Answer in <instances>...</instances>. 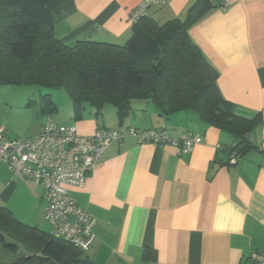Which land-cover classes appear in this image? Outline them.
<instances>
[{"label": "crops", "instance_id": "crops-1", "mask_svg": "<svg viewBox=\"0 0 264 264\" xmlns=\"http://www.w3.org/2000/svg\"><path fill=\"white\" fill-rule=\"evenodd\" d=\"M143 1L69 0L52 11L55 35L69 45H126L134 35L131 13ZM196 1L171 0L148 16L158 24L185 20ZM220 2L226 9L214 7L190 28V37L218 71L220 91L236 114L259 117L252 148L235 165L219 153L236 144L234 137L206 125L195 111L163 116L151 101L136 100L123 119L112 105L97 114L88 104L75 116L68 100L58 117V124L75 125L81 135L135 127L204 138L184 155L131 137L115 142L86 185L70 188L96 220V239L84 253L96 264H254L252 251H264V0ZM0 205L51 233L44 189L15 178L1 158Z\"/></svg>", "mask_w": 264, "mask_h": 264}, {"label": "trees", "instance_id": "trees-1", "mask_svg": "<svg viewBox=\"0 0 264 264\" xmlns=\"http://www.w3.org/2000/svg\"><path fill=\"white\" fill-rule=\"evenodd\" d=\"M69 0H0V89L37 85L67 89L73 112L86 105L99 114L107 105L120 119L136 100L154 103L163 116L195 111L202 122L230 134L231 148H221L230 165L233 153L252 148L250 133L259 117L234 111L222 95L219 73L192 41L190 28L208 14L215 0H197L185 20L158 24L146 16L134 24L126 45L76 41L66 44L54 32L52 11ZM45 112L57 111L51 96L42 97ZM0 241L13 253L0 264H96L73 244L17 220L0 205Z\"/></svg>", "mask_w": 264, "mask_h": 264}, {"label": "built area", "instance_id": "built-area-1", "mask_svg": "<svg viewBox=\"0 0 264 264\" xmlns=\"http://www.w3.org/2000/svg\"><path fill=\"white\" fill-rule=\"evenodd\" d=\"M170 1L144 0L132 11L131 24L148 16L152 7L165 6ZM226 7L224 3L222 9ZM129 137L141 143L171 145L179 155L192 152L204 142L203 137L193 133L174 137L165 129L135 127L124 131L97 128L92 135H81L75 125H61L49 119L41 133L30 138H12L8 129L0 126V158L15 178L44 189L45 218L52 236L87 252L96 239V220L78 204L70 188L84 187L108 148ZM237 161L238 155L233 153L229 162L235 165ZM250 260L264 264V251H252Z\"/></svg>", "mask_w": 264, "mask_h": 264}, {"label": "rangeland", "instance_id": "rangeland-1", "mask_svg": "<svg viewBox=\"0 0 264 264\" xmlns=\"http://www.w3.org/2000/svg\"><path fill=\"white\" fill-rule=\"evenodd\" d=\"M50 95L57 111L45 112L42 107V97ZM71 98L64 87L48 88L37 85H6L0 89V125L7 127L12 138H27L37 136V129L44 126L49 119H54L58 123V117L65 114L66 102ZM73 106V104H72ZM6 120V121H5ZM63 125V124H61ZM12 127V128H11ZM41 133V132H40ZM48 231L51 226L47 223ZM22 249L13 253L6 249L0 241V260H12L20 254ZM3 263V262H0Z\"/></svg>", "mask_w": 264, "mask_h": 264}]
</instances>
